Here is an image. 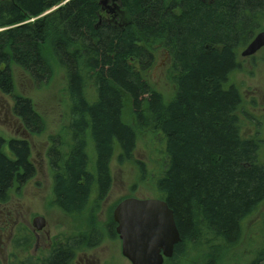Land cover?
Listing matches in <instances>:
<instances>
[{"label": "trees", "instance_id": "trees-1", "mask_svg": "<svg viewBox=\"0 0 264 264\" xmlns=\"http://www.w3.org/2000/svg\"><path fill=\"white\" fill-rule=\"evenodd\" d=\"M100 1L0 0V91L13 92V65L39 85L52 79V62L61 69L68 110L46 149L52 202L88 218L110 190L114 154L119 163L132 159L128 98L136 126L165 140L154 186L181 238L170 261L201 245L217 263L264 202V138L259 129L241 134L242 92L231 79L240 51L263 26L264 0H106L113 14L105 17ZM157 51L168 58V101L144 77ZM13 111L30 134L44 129L30 98L15 95ZM30 151L27 139L0 137L1 202L34 176ZM113 225L111 218L104 225L110 237ZM100 237L92 226L68 234L41 264H73Z\"/></svg>", "mask_w": 264, "mask_h": 264}, {"label": "rangeland", "instance_id": "rangeland-1", "mask_svg": "<svg viewBox=\"0 0 264 264\" xmlns=\"http://www.w3.org/2000/svg\"><path fill=\"white\" fill-rule=\"evenodd\" d=\"M102 16L112 15L110 3L106 1L102 9ZM258 31H264L263 26ZM240 69L231 79L241 92L240 132L243 136L254 135L259 129L264 138V46L250 56L239 55ZM53 76L50 81L39 85L21 67L12 66L14 89L11 94L0 91V137L6 139H23V125L13 111L14 96L22 95L31 99L35 110L44 120V129L39 134H30V159L35 168L34 176L22 187L12 188L9 206L13 209L10 216L16 215L18 226L9 228V222L2 225L0 217V264H11L10 252L14 251L13 239L22 242L21 237H27L30 244H24L16 250L20 256L30 254L38 257L45 244L49 241L62 240L68 233L85 232L94 226L102 229L111 216L114 207L126 197L156 198L154 181L161 175L166 157L164 151L165 140L159 132H152L146 128L137 127L130 113V103L125 98L123 118L130 125L136 127L137 139L132 152V159L119 163L117 152L110 161L112 183L106 197L99 203L93 217L86 215L72 217L61 212L53 204L51 176L47 163L48 138L53 133L62 130L65 125L68 105L64 94V76L61 69L52 62ZM137 68V66H135ZM168 58L163 51H157L156 60L144 73V77L151 87L160 91L168 101L173 93V87L167 78ZM258 121L259 124H256ZM19 124L21 125L19 127ZM260 159L264 163V144L261 148ZM136 161L142 162L144 175L137 168ZM143 176V177H142ZM34 216L44 218V226L38 231L37 237L32 234L31 220ZM10 232V235H9ZM8 236V238H7ZM10 237V238H9ZM36 237V239H35ZM22 240V241H21ZM36 242V243H35ZM17 253V254H18ZM14 259V257H12ZM264 264V202L258 210L243 223V234L240 241L232 248H228L213 264ZM75 264H131L121 254L120 240L110 238L106 234L96 246L83 248L75 257ZM164 264H209L208 252L201 245L187 246L186 252L176 261L166 260Z\"/></svg>", "mask_w": 264, "mask_h": 264}, {"label": "water", "instance_id": "water-1", "mask_svg": "<svg viewBox=\"0 0 264 264\" xmlns=\"http://www.w3.org/2000/svg\"><path fill=\"white\" fill-rule=\"evenodd\" d=\"M105 2H99L101 9ZM263 46L264 31H259L243 48L241 56H250ZM112 217L121 240V254L131 264H163L181 241L173 211L162 199L124 198L114 207ZM32 225L40 230L44 218L35 216Z\"/></svg>", "mask_w": 264, "mask_h": 264}, {"label": "flooded vegetation", "instance_id": "flooded-vegetation-1", "mask_svg": "<svg viewBox=\"0 0 264 264\" xmlns=\"http://www.w3.org/2000/svg\"><path fill=\"white\" fill-rule=\"evenodd\" d=\"M22 125V124H21ZM20 124H19V127L21 126ZM22 133L24 134V139H27L28 140V138H29V132L26 130V128H23V131H22ZM29 141V140H28ZM32 161V160H31ZM33 163V162H32ZM34 165V164H33ZM48 166V165H47ZM35 167V166H34ZM32 178V177H31ZM30 178V179H31ZM28 181V180H27ZM26 181V182H27ZM25 182V183H26ZM24 183V184H25ZM23 184V185H24ZM22 185V186H23ZM21 186V187H22ZM16 189H18V188H20V187H18V186H16L15 187ZM9 198H10V195H9ZM9 198H8V200H6L5 202H1L0 201V217L1 218H3V223H2V225L1 226H3V225H6V224H8V222H9V228H11V229H14V228H16L19 224H18V220H17V217H16V215H13L12 217L10 216V212H13V209L9 206V204H8V202H9ZM32 220H33V218H32ZM32 220H31V231L33 232L32 234H34L36 237H37V233H38V231H40V230H36V229H34V227L32 226ZM111 220H112V222L114 223V225H113V230H114V235H113V237H110L109 236V234H107L106 233V231H105V227H104V225H103V227H102V229H100V228H97V227H95V228H97V229H99L100 231H101V237H100V241L98 242V243H100L101 241H102V239H103V236L106 234L107 236H109L110 238H115V237H117L118 239H119V236L117 235V233H116V231H115V229H116V223L114 222V220H113V217L111 216ZM106 223V222H105ZM92 227H94V226H92ZM0 231L1 232H3L4 230L3 229H0ZM68 234H76V233H68ZM68 234H65L64 236H63V238L66 236V235H68ZM9 235H10V232H9ZM36 237H35V239H36ZM7 238H8V236H7ZM10 238V237H9ZM24 237H21V239L23 240H21L22 242H20V240H18L17 239V236L16 237H14V239H13V245H14V251H11L10 252V258H11V260H12V263L11 264H23L24 262H26V260H30L33 264H41V262H42V260L44 259V258H46L47 256H48V254H49V252L52 250V249H54V247H55V245L57 246L58 245V243H60V242H62V240H63V238H62V240H58V241H49V242H47L46 244H45V246H48V248L47 249H43L42 250V253L40 254V256H38V257H33L32 255H30V254H25V255H23V256H20V253H16V250L18 251L19 249H17L18 247H20V246H22V245H24V244H27V243H29L30 244V241H28V239H23ZM120 240V239H119ZM36 243V242H35ZM97 243V244H98ZM96 244V245H97ZM96 245H94V246H96ZM94 246H92V247H94ZM120 247H121V241H120ZM86 248H91V247H86ZM83 249V248H82ZM81 249V250H82ZM79 252V251H78ZM77 252V253H78ZM77 255V254H76ZM12 257H14V259H12ZM76 257V256H75ZM31 262H29L28 264H32ZM25 264H27V263H25ZM73 264H75V259H74V263Z\"/></svg>", "mask_w": 264, "mask_h": 264}]
</instances>
